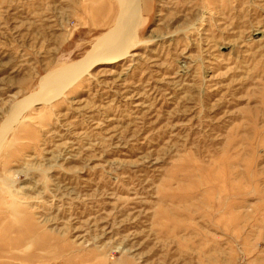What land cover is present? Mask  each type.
Here are the masks:
<instances>
[{"label":"rangeland","instance_id":"rangeland-1","mask_svg":"<svg viewBox=\"0 0 264 264\" xmlns=\"http://www.w3.org/2000/svg\"><path fill=\"white\" fill-rule=\"evenodd\" d=\"M149 2L0 0V264H264V0Z\"/></svg>","mask_w":264,"mask_h":264},{"label":"bare ground","instance_id":"bare-ground-1","mask_svg":"<svg viewBox=\"0 0 264 264\" xmlns=\"http://www.w3.org/2000/svg\"><path fill=\"white\" fill-rule=\"evenodd\" d=\"M118 58H120L119 55H116V56H114V57L112 58L111 61H114V60H116V59H118ZM73 71H74L75 73H76V72H77V73L79 72V71H77V70L75 69V70H70V72H69V70H67L65 73H67V75H72V72H73Z\"/></svg>","mask_w":264,"mask_h":264},{"label":"crops","instance_id":"crops-1","mask_svg":"<svg viewBox=\"0 0 264 264\" xmlns=\"http://www.w3.org/2000/svg\"><path fill=\"white\" fill-rule=\"evenodd\" d=\"M148 2H149V0H148ZM150 4V2L148 3V5ZM150 6V5H149ZM150 9V7L148 8V9H145V10H149Z\"/></svg>","mask_w":264,"mask_h":264}]
</instances>
